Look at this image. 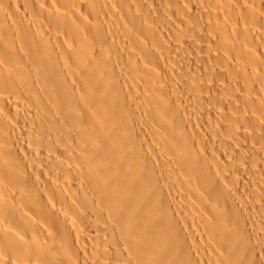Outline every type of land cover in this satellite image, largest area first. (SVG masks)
Instances as JSON below:
<instances>
[{
    "label": "bare ground",
    "instance_id": "1",
    "mask_svg": "<svg viewBox=\"0 0 264 264\" xmlns=\"http://www.w3.org/2000/svg\"><path fill=\"white\" fill-rule=\"evenodd\" d=\"M0 264H264V0H0Z\"/></svg>",
    "mask_w": 264,
    "mask_h": 264
},
{
    "label": "rangeland",
    "instance_id": "2",
    "mask_svg": "<svg viewBox=\"0 0 264 264\" xmlns=\"http://www.w3.org/2000/svg\"><path fill=\"white\" fill-rule=\"evenodd\" d=\"M245 163L247 164V162H246V161H245ZM244 166H245V165H244ZM244 166H243V167H244Z\"/></svg>",
    "mask_w": 264,
    "mask_h": 264
}]
</instances>
